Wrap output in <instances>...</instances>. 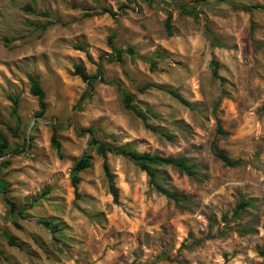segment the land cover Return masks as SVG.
I'll return each instance as SVG.
<instances>
[{
    "label": "rangeland",
    "instance_id": "rangeland-1",
    "mask_svg": "<svg viewBox=\"0 0 264 264\" xmlns=\"http://www.w3.org/2000/svg\"><path fill=\"white\" fill-rule=\"evenodd\" d=\"M26 5L36 13L25 11ZM263 5L264 0H0V122L15 127L10 96L19 97L21 118L18 138L0 123L9 141L8 155L0 159L9 166L0 180L25 214L17 229L0 197V264H264L258 253L264 251V12L245 11ZM182 7L195 16L182 15ZM103 9L119 15L112 18ZM168 14L172 36L164 25ZM111 34L116 49H131L137 57L101 62L111 54ZM212 60L219 79L212 75ZM78 64L90 76L102 67L104 83H94L84 98L88 87L73 73ZM29 76L45 91L42 118L35 117ZM115 82L139 109L155 114L149 124L171 141L124 109ZM55 124L62 126V158L51 146ZM90 127L99 130V141L115 137L114 146L185 158L192 176L171 167L159 168L158 175L161 186L184 199L182 205L153 190L127 158L108 155L118 190L114 202L102 160L88 147L89 137L78 133ZM17 149L22 153L16 155ZM214 150L241 165L224 166ZM82 155H90L93 166L79 175L75 192L70 172ZM241 202L249 206L235 216ZM41 221L62 230L53 234ZM6 235L22 250L8 246Z\"/></svg>",
    "mask_w": 264,
    "mask_h": 264
},
{
    "label": "trees",
    "instance_id": "trees-1",
    "mask_svg": "<svg viewBox=\"0 0 264 264\" xmlns=\"http://www.w3.org/2000/svg\"><path fill=\"white\" fill-rule=\"evenodd\" d=\"M145 2H152L153 0H144ZM223 1V0H221ZM122 8H119V11L121 12ZM24 10L30 13L35 14V10L29 6L26 5L24 7ZM252 10H259L261 12H264V5L263 6H251L245 9V11L249 12ZM180 12L182 15L191 17L195 16L193 10H188L184 7L180 9ZM102 14H108L112 18H116L119 14L117 12H113L112 10L103 9L101 11ZM40 15L43 17H48L47 12H42ZM121 15V14H120ZM172 15L168 14L167 18L165 20V30L166 34L168 36H172L173 34V26H172ZM50 24H47L49 26ZM41 30H45L46 26H43L40 28ZM209 33V32H208ZM115 40V34H111L108 38V47L111 50V54L104 55L100 57V61H106V62H117L122 63L123 62V54L128 55L131 59H135L137 57V54L128 48L125 49H116L113 45V42ZM215 41V40H214ZM217 46H221L220 42H215ZM90 61L91 58L88 57ZM150 64V69L153 70L156 68V63L152 60L148 61ZM212 67L213 72L212 75L215 79H219L218 77V64L215 60H212ZM74 75L79 77L80 80L85 83L88 87V92L83 96V98L87 95H90L89 93L92 91L93 85L96 82L104 83L103 79V73H102V67L100 64L97 65V73L94 76H90L86 73L84 65L78 64L74 66ZM29 92L30 94L36 98L37 104H38V110L35 113L36 118H42L46 111V103H45V91L40 85L39 81L33 77L29 76ZM116 85L117 93L122 101L123 107L125 110L131 112L134 114L138 119L141 120L143 125L146 129L154 132L159 133L164 139L171 141V137L163 132H159L156 128L152 127L149 124L150 118H155V114L152 113L150 109H146L142 111L139 109V107L135 104V98L132 94L128 93L119 82L114 83ZM150 86H143L139 89V92L143 93L145 92ZM172 98L176 99L180 104L191 108L188 102H186L178 93L168 90L166 91ZM82 98V99H83ZM12 109L10 112V117L13 120L15 127L7 126L6 124L0 122L4 126H6L7 130L11 133V135L14 138H18V129L21 124V118L18 115V109H19V97L18 96H10L9 97ZM62 128L61 125H53V135L51 140V146L53 149L56 150L57 155L59 158H62L61 153V143L58 140L57 137V131H59ZM96 132H99V130L90 127L86 129H80L78 131L79 135L85 136L87 135L88 138V147L94 149L96 155L102 160V169L104 172V175L108 181L109 185V191L110 194L113 197L114 202H117L118 200V190L115 186L114 182V176L111 173L109 169V165L107 162L108 155H114V156H121L124 158H127L131 163H133L141 172L145 173V175L148 178V184L149 186L158 192L160 195L164 196L166 199L172 201L176 207H180L184 201V199L180 196H178L176 193L167 190L163 186L159 184V168H165V167H171L176 169L177 171L187 175L192 176L194 174L193 168L187 163L185 158H173V157H164L157 154H151V153H139L134 149L129 148L127 145L123 146H114L111 143H116L117 139L113 136H109L108 139L110 140V143H106L104 141H99L95 139L94 134ZM220 132V130H219ZM221 133V132H220ZM9 150V141L7 137L0 131V159L5 158L8 155ZM16 155H19L22 153L18 149L15 150ZM215 157L224 164V166L229 168H237L241 165L240 161L237 160H231L225 155L223 152L219 150H214ZM9 166V161L4 160L0 162V172L4 171ZM93 166L92 157L90 155H82L79 159L74 161L73 167L70 172V182L72 187L74 188L75 192L77 190V186L80 183V177L79 175L84 172L85 170L90 169ZM9 188V184L6 181L0 180V197L2 201L5 203L8 209V215L12 219V224L17 229H21L19 224L17 223L18 218L24 219V209H18L17 205L7 196V190ZM249 203L247 202H241L237 205L234 211V215L237 216L245 207H248ZM44 227H46L50 232L53 234H57L62 230L61 226L49 221H41L40 222ZM6 244L10 247H15L20 250H22V245L17 241V239L13 236L6 235L5 236ZM259 255L264 258V251L260 250ZM3 256V252L0 249V257Z\"/></svg>",
    "mask_w": 264,
    "mask_h": 264
}]
</instances>
